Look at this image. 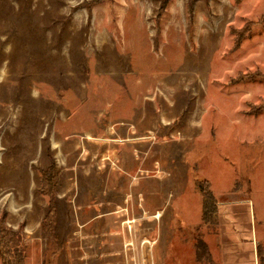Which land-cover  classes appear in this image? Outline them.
I'll use <instances>...</instances> for the list:
<instances>
[{"label":"rangeland","instance_id":"374dc122","mask_svg":"<svg viewBox=\"0 0 264 264\" xmlns=\"http://www.w3.org/2000/svg\"><path fill=\"white\" fill-rule=\"evenodd\" d=\"M174 249L264 264V0H0V264Z\"/></svg>","mask_w":264,"mask_h":264},{"label":"trees","instance_id":"16d2710c","mask_svg":"<svg viewBox=\"0 0 264 264\" xmlns=\"http://www.w3.org/2000/svg\"><path fill=\"white\" fill-rule=\"evenodd\" d=\"M201 190L203 192L204 195V202H203V222L205 225H210L213 222L214 217L216 216L217 213V206H218V200L214 197V195L211 194V192L208 190V192L206 191V189L203 187H201ZM56 219V206L53 204V202H50V208L48 210L47 216L43 222V229L44 231H46V233L50 234L51 230L53 229V225H54V221ZM10 238H9V242L7 243V245H10L11 249H14V240L16 239V234L14 232L10 233ZM8 249L9 246H8ZM10 252H7V256H9ZM3 260H4V264H13L12 263V259L9 258L6 259L5 258V254L3 256ZM23 261L19 259V261L16 264H21V262Z\"/></svg>","mask_w":264,"mask_h":264},{"label":"crops","instance_id":"0c3cea01","mask_svg":"<svg viewBox=\"0 0 264 264\" xmlns=\"http://www.w3.org/2000/svg\"><path fill=\"white\" fill-rule=\"evenodd\" d=\"M73 208H75V207H72V210H73ZM91 207L90 206H88V207H86V208H84L85 210H89ZM81 209H82V207L81 206H79L78 208L76 207V209L75 210H77V213L80 215V211H81ZM49 210V209H48ZM58 210H59V206H58V204H57V212H58ZM85 210H84V214L86 215V213H88V211L87 212H85ZM75 212V211H74ZM113 212V214H116V213H118V210H114V211H112ZM47 213H48V211H46V213H45V215H44V217H41L40 218V220H39V227H41L42 226V223L44 222V220H45V218H46V216H47ZM83 214H81V218H79L78 220H77V218H76V216H75V213H74V215H72L71 217V219H69L68 220V222H71V223H74L76 226H79L80 228H81V231L79 232V233H82V231H86L87 229H88V227L90 228V227H92V223H93V218L94 217H96V216H82ZM158 215V214H157ZM203 216V215H202ZM156 217V216H155ZM203 218V217H202ZM61 219L62 218H60V215H59V213L56 215V223L58 224L59 223V221L61 222ZM63 221H65L66 222V218H63ZM127 221H131L132 222V220L130 219V218H128L127 219ZM127 221H125V220H123V222L122 223H126ZM57 227V226H56ZM58 232H57V230H56V234H57ZM76 233H74V235H75ZM93 234V233H92ZM105 244H107V242H104V245ZM167 249H172L173 250V248L172 247H170V248H167ZM166 251V250H165ZM170 251V250H169ZM189 252H190V250H188ZM177 256H176V255ZM179 254L180 253H178V252H176L175 251V249H174V251H170V252H165V255L166 256H168L169 257V259H170V261H171V263H173V264H180V260H181V257H179ZM162 254L160 253V255H159V257L161 256ZM188 255H190V253L188 254ZM191 256V255H190ZM178 257V258H177ZM185 257H187V255L185 254V256H184V259H185Z\"/></svg>","mask_w":264,"mask_h":264}]
</instances>
